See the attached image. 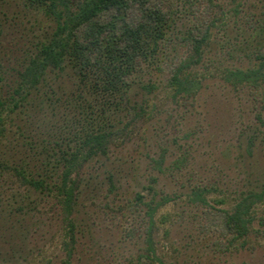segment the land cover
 Returning a JSON list of instances; mask_svg holds the SVG:
<instances>
[{"label":"rangeland","instance_id":"374dc122","mask_svg":"<svg viewBox=\"0 0 264 264\" xmlns=\"http://www.w3.org/2000/svg\"><path fill=\"white\" fill-rule=\"evenodd\" d=\"M173 9L151 61L100 105L71 64L33 79L57 17L31 0H0V264H264V80L235 75L260 65L264 0H174ZM198 27L209 37L185 71L188 91H177L172 65L189 57ZM97 107L104 118L91 115ZM105 124L115 125L107 154L70 172L69 211L66 158ZM245 199L254 220L236 237L223 217ZM147 203L157 205L149 259Z\"/></svg>","mask_w":264,"mask_h":264},{"label":"trees","instance_id":"16d2710c","mask_svg":"<svg viewBox=\"0 0 264 264\" xmlns=\"http://www.w3.org/2000/svg\"><path fill=\"white\" fill-rule=\"evenodd\" d=\"M46 6L58 20V29L52 40L43 45L39 59L34 60L32 77L37 80L49 68L64 69L71 64L84 77L86 92L91 100L100 101L106 96L116 95L130 85L129 79L137 71L142 61H151L159 48L176 13L173 9L174 0H31ZM195 28L190 37L191 53L185 60H177L172 65L171 86L177 91L185 89L190 80L185 71L193 64L200 62L203 45L209 37V28ZM260 65L249 71L238 70L235 75L242 80L257 82L264 80V52L259 55ZM147 89L153 84L145 86ZM189 85L186 88L188 91ZM98 104V102H97ZM89 108L94 105L89 103ZM97 107L93 114L104 118L106 112ZM103 110V111H102ZM133 106L130 114L137 113ZM136 111V112H135ZM92 118V117H91ZM115 125L93 127L81 138L79 147L66 158L67 171L63 182L66 190L65 205L70 211L74 202L77 182L69 185L72 168L85 166L87 162L98 156L107 154L108 140ZM71 180V179H70ZM35 187L44 183L35 179ZM248 199L242 201L236 209L226 212L224 223L226 228L236 237H244L254 220L248 206ZM149 226L146 231V258H150L153 247L154 213L157 205L147 203ZM70 244L71 250L75 237L73 221ZM264 226V222H262ZM72 253V252H71ZM70 255L72 256V254Z\"/></svg>","mask_w":264,"mask_h":264}]
</instances>
